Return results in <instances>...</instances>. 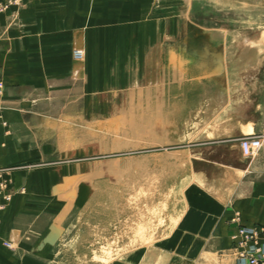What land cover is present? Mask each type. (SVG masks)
<instances>
[{
    "label": "crops",
    "instance_id": "1",
    "mask_svg": "<svg viewBox=\"0 0 264 264\" xmlns=\"http://www.w3.org/2000/svg\"><path fill=\"white\" fill-rule=\"evenodd\" d=\"M175 1L176 15L197 30L166 32L162 40L169 42L155 48V103L163 102L166 67L186 79L217 77L213 88L225 90L210 99L222 106L212 116L205 111L208 120L195 127L198 146L188 152V182L166 234L107 264H235L237 223L264 224V0H187L186 17L180 14L186 0ZM146 6V0H0V168L14 167L16 189L8 201L0 197V264H51L54 227L84 199L80 182L94 177L79 168L68 172L64 164H34L47 156L39 141L50 135L36 121L58 116L45 105L61 97L77 103L70 93L82 85L85 71L91 77L116 70L115 17L121 9L140 13ZM123 20L130 23V17ZM81 40L82 70L72 57ZM209 96L188 111V123L202 114ZM251 135L262 137V147L245 158L238 138ZM58 187L62 192L55 196Z\"/></svg>",
    "mask_w": 264,
    "mask_h": 264
},
{
    "label": "rangeland",
    "instance_id": "2",
    "mask_svg": "<svg viewBox=\"0 0 264 264\" xmlns=\"http://www.w3.org/2000/svg\"><path fill=\"white\" fill-rule=\"evenodd\" d=\"M146 1L141 15L131 8L126 13L121 9L115 17L116 70L93 72L91 77L85 71L82 85L71 89L77 103L61 97L59 103L45 105V111L58 116L36 121L46 125L50 135L39 141L47 146V156L34 164H64L70 167L68 172L79 168L84 177H94L80 182L78 192L84 199L73 204L74 209L54 227L51 264H107L131 247L163 237L164 229L175 221L188 182V152L199 142L194 141L195 127L208 120L203 119L205 111L212 116L222 106L210 99L225 90L213 88L217 77L186 79V74L182 78L173 73L179 81L173 82L166 67L163 102L155 103L154 66L159 67L155 48L169 42L162 40L166 32L196 27L176 15L177 1ZM187 9L186 0L180 14L186 17ZM124 17H130V23L124 24ZM144 33L145 40L140 38ZM80 46L83 56L78 69L82 70L83 41ZM227 60L232 62L234 57ZM230 77L236 78L233 73ZM145 95L149 102L145 103ZM205 95L209 96L203 104L207 109L188 123L187 116ZM13 168H0L11 197L16 191ZM59 187L55 196L62 192Z\"/></svg>",
    "mask_w": 264,
    "mask_h": 264
},
{
    "label": "built area",
    "instance_id": "3",
    "mask_svg": "<svg viewBox=\"0 0 264 264\" xmlns=\"http://www.w3.org/2000/svg\"><path fill=\"white\" fill-rule=\"evenodd\" d=\"M73 58L82 56L79 49L72 50ZM3 90V82L0 80V92ZM241 153L245 158H254L262 147V137L259 135L243 136L238 138ZM0 197L9 199L7 193V181L3 179L0 170ZM239 218L237 214L232 218L236 222ZM233 245L231 247L235 264H264V224L246 226L237 223L236 233L232 236ZM5 245L11 246L10 242Z\"/></svg>",
    "mask_w": 264,
    "mask_h": 264
},
{
    "label": "bare ground",
    "instance_id": "4",
    "mask_svg": "<svg viewBox=\"0 0 264 264\" xmlns=\"http://www.w3.org/2000/svg\"><path fill=\"white\" fill-rule=\"evenodd\" d=\"M82 46H80V44H77L73 47V49H79L81 50L82 52V56H83V49L81 48ZM82 56L81 57H78L77 59L74 58V64L76 67H79L80 63H81V60H82ZM1 207V206H0Z\"/></svg>",
    "mask_w": 264,
    "mask_h": 264
}]
</instances>
